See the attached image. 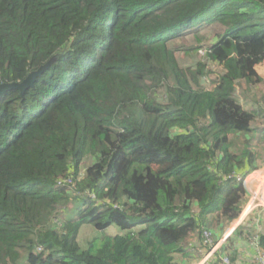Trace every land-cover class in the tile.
Returning a JSON list of instances; mask_svg holds the SVG:
<instances>
[{
	"label": "trees",
	"instance_id": "16d2710c",
	"mask_svg": "<svg viewBox=\"0 0 264 264\" xmlns=\"http://www.w3.org/2000/svg\"><path fill=\"white\" fill-rule=\"evenodd\" d=\"M212 22L208 88L170 44ZM262 67L264 0H0V85L46 69L0 97V264H177L209 216L241 213L226 178L256 161L262 107L237 88Z\"/></svg>",
	"mask_w": 264,
	"mask_h": 264
},
{
	"label": "rangeland",
	"instance_id": "374dc122",
	"mask_svg": "<svg viewBox=\"0 0 264 264\" xmlns=\"http://www.w3.org/2000/svg\"><path fill=\"white\" fill-rule=\"evenodd\" d=\"M226 32L225 27L222 25L212 22L205 23L198 26H195L193 29L188 30L182 38L178 39L175 42L170 44V47L175 51V58L182 68H192L197 65V63H203L209 65V81L205 83V86L209 88L210 84H208L212 79H215L220 73V69L216 65H210L208 61L207 51L212 47V45L220 39L224 33ZM212 76V77H211ZM237 96L239 97L241 103L245 108L253 110L254 108L264 106L262 103V98H264V83H261L257 87H248L247 84L242 83L237 88ZM264 118V116H262ZM264 124L263 121H255L252 126V133L250 134L253 140L250 142V150H252L256 155L259 161L261 160V156L264 154V134L257 133L256 126L260 127V125ZM255 128V129H254ZM234 140H237L234 138ZM245 138L241 137L236 142L235 145L238 148L243 149L245 147ZM257 159V160H258ZM93 157L84 158L79 166V179L83 178L86 174V170L93 164ZM73 187L74 184H71ZM71 189V187L69 188ZM244 199V203L242 206H246L249 203L251 196H249L248 190ZM261 199V198H260ZM259 199V201H260ZM256 203H258L256 201ZM242 209H244L242 207ZM197 210V209H195ZM198 211V210H197ZM217 218V215L209 216V219L213 221ZM209 221V222H211ZM60 224V220L58 222ZM210 227L212 223L209 224ZM110 234H116L117 230L115 228H111L108 231ZM97 233L90 227L85 226L82 229L79 235V244L84 247L91 239L96 237ZM196 260L200 258L199 254H196ZM20 264H27V260L24 258L21 260Z\"/></svg>",
	"mask_w": 264,
	"mask_h": 264
},
{
	"label": "crops",
	"instance_id": "0c3cea01",
	"mask_svg": "<svg viewBox=\"0 0 264 264\" xmlns=\"http://www.w3.org/2000/svg\"><path fill=\"white\" fill-rule=\"evenodd\" d=\"M261 74L264 76V67L261 68ZM262 101V103H264V98H262ZM262 116H264V106L256 121H263L264 118ZM255 131L264 134V124L260 125V127L256 126ZM257 159L251 165L248 164L246 168L239 171V174L246 175V177L249 178L250 185L254 189L252 201L257 199L259 193L262 192L264 188V154L261 156L260 161ZM245 200L247 201V199ZM234 221L235 219H225L221 222H217L216 219L213 220L212 226L210 227L214 235L213 240L218 241L223 236H227V240L225 247L222 249L221 253L215 257L211 264H222L220 261L221 254L229 257L232 263L254 264L257 253L252 242L256 236L259 237L261 248L264 250V245L262 244L264 239L263 208L259 207L249 212L242 224L239 225L238 228L231 230ZM118 232L117 230L116 234H118ZM175 261L177 264H197L199 259L196 260L195 255L187 252L186 255H176Z\"/></svg>",
	"mask_w": 264,
	"mask_h": 264
},
{
	"label": "built area",
	"instance_id": "2783aa9c",
	"mask_svg": "<svg viewBox=\"0 0 264 264\" xmlns=\"http://www.w3.org/2000/svg\"><path fill=\"white\" fill-rule=\"evenodd\" d=\"M229 179H233L237 183L242 184L245 189L248 190L249 196H251L249 203H247L244 207L240 217L233 222L231 228V230H233L234 228H238V226L242 224L243 220L247 218L248 213L252 210L259 207L263 208L264 210V188L263 191L259 193L257 199L255 201H252L254 189L250 185L249 178L233 173V175L229 176ZM256 201L258 203H256ZM213 238V232L210 229L205 228L204 226H202L199 231L193 236L190 242L189 249L193 253V255H200L197 264H211L214 261L215 257L220 254L222 249L225 247L227 236H223L218 241L213 240ZM252 244L254 245L257 253L254 264H264V250L261 248L260 239L258 236L253 239ZM220 261L222 262V264H245L232 263L230 258L223 254H221Z\"/></svg>",
	"mask_w": 264,
	"mask_h": 264
},
{
	"label": "water",
	"instance_id": "95a60500",
	"mask_svg": "<svg viewBox=\"0 0 264 264\" xmlns=\"http://www.w3.org/2000/svg\"><path fill=\"white\" fill-rule=\"evenodd\" d=\"M45 68H41L39 71L30 74L28 76V78L21 84H10V85L9 84H3V85H0V97L3 96L6 92H8V91H10L12 89L19 90L21 92V94L23 95L24 92L29 87L33 86V84L35 82V79L37 77L42 76V74L46 70Z\"/></svg>",
	"mask_w": 264,
	"mask_h": 264
},
{
	"label": "clouds",
	"instance_id": "9594fccd",
	"mask_svg": "<svg viewBox=\"0 0 264 264\" xmlns=\"http://www.w3.org/2000/svg\"><path fill=\"white\" fill-rule=\"evenodd\" d=\"M236 174H238V175H242V176H244V177H246V175H243V174H239V173H236ZM247 178V177H246ZM226 179H229V177H227ZM230 180H233V179H230ZM237 185H240V186H242L243 188H244V190H245V193H247V191H246V189H245V187L242 185V184H239V183H237L235 180H233ZM246 195V194H245ZM246 199V198H245ZM248 201V200H247ZM243 208H244V206H242ZM242 211H243V209L241 210V213H240V215L242 214ZM240 215L235 219V220H237L239 217H240ZM205 228H207V227H205ZM207 229H210V227L209 228H207ZM211 230V229H210ZM192 238H193V236H192ZM192 238L189 240V246H188V248L186 249L187 250V252H190V253H192L191 251H190V242H191V240H192ZM193 254V253H192Z\"/></svg>",
	"mask_w": 264,
	"mask_h": 264
}]
</instances>
